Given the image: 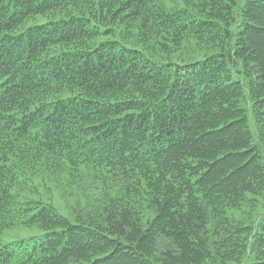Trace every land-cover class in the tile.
Wrapping results in <instances>:
<instances>
[{
  "label": "trees",
  "instance_id": "obj_1",
  "mask_svg": "<svg viewBox=\"0 0 264 264\" xmlns=\"http://www.w3.org/2000/svg\"><path fill=\"white\" fill-rule=\"evenodd\" d=\"M0 264H264V0H0Z\"/></svg>",
  "mask_w": 264,
  "mask_h": 264
},
{
  "label": "rangeland",
  "instance_id": "obj_2",
  "mask_svg": "<svg viewBox=\"0 0 264 264\" xmlns=\"http://www.w3.org/2000/svg\"><path fill=\"white\" fill-rule=\"evenodd\" d=\"M65 204L69 207L72 202H67V199L64 200ZM75 202V201H74ZM55 204L59 205L58 202H55ZM61 208V207H60ZM62 214H66V209L62 210L60 209ZM33 233L32 229L28 228H13L6 232L4 236H2V242H12V241H19L25 239L29 234Z\"/></svg>",
  "mask_w": 264,
  "mask_h": 264
}]
</instances>
